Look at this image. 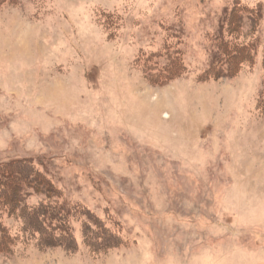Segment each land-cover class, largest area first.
<instances>
[{
  "label": "rangeland",
  "instance_id": "374dc122",
  "mask_svg": "<svg viewBox=\"0 0 264 264\" xmlns=\"http://www.w3.org/2000/svg\"><path fill=\"white\" fill-rule=\"evenodd\" d=\"M2 1L0 166L32 161L52 193L27 204L68 203L76 240L0 205V264H264V20L254 63L203 80L226 13L264 0ZM168 44L188 73L156 86Z\"/></svg>",
  "mask_w": 264,
  "mask_h": 264
},
{
  "label": "trees",
  "instance_id": "16d2710c",
  "mask_svg": "<svg viewBox=\"0 0 264 264\" xmlns=\"http://www.w3.org/2000/svg\"><path fill=\"white\" fill-rule=\"evenodd\" d=\"M2 3L3 1L0 0V7ZM263 20L262 9L258 13L245 7L241 2L229 10L222 19L220 31L214 42L217 50L214 52L213 62L206 70L203 80L235 78L248 63H254L258 53L257 45L253 42H243L241 35L243 30H255L260 27ZM165 50L166 53H155L154 57L158 59V65L149 72L150 80L156 86H167L188 73L183 53L174 51L169 44ZM150 62H153V59ZM260 110L264 113V90L260 99ZM33 164L28 159L7 163L4 170L0 166V205L4 208L3 211L6 206L21 207L23 205L29 226L28 233H31L33 237L42 234L43 246H57V241L64 243L69 238L76 240V235L69 227V220L74 215V210L68 203L56 206L43 203L37 208L27 204L26 196L29 195L30 189L38 190L42 187L43 190L46 189L44 192L47 194L52 193L51 183L48 180L42 181L39 173L31 167ZM92 220L97 223L94 218ZM57 221L63 224L61 235L51 232L57 226ZM17 240V237L10 234L4 218L0 215V252L11 253Z\"/></svg>",
  "mask_w": 264,
  "mask_h": 264
}]
</instances>
